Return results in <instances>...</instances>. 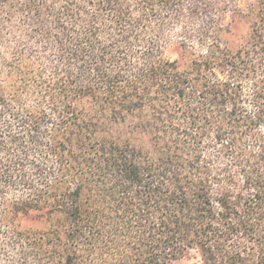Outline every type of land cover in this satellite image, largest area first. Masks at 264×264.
<instances>
[{
	"label": "trees",
	"instance_id": "1",
	"mask_svg": "<svg viewBox=\"0 0 264 264\" xmlns=\"http://www.w3.org/2000/svg\"><path fill=\"white\" fill-rule=\"evenodd\" d=\"M201 1L0 0V264H264V0Z\"/></svg>",
	"mask_w": 264,
	"mask_h": 264
},
{
	"label": "rangeland",
	"instance_id": "2",
	"mask_svg": "<svg viewBox=\"0 0 264 264\" xmlns=\"http://www.w3.org/2000/svg\"><path fill=\"white\" fill-rule=\"evenodd\" d=\"M217 1L219 2L218 9H223V8L226 9V12L224 13L225 16L223 17L222 20L224 29L219 34L220 41L224 46H226L230 50L236 51L238 48L245 45L250 32V23H248L246 20H240V19H237V21L235 20V23H231L233 20V14H232V6L230 2H232V0H228L226 2H224V0L223 1L216 0V2ZM233 2L241 7H243L245 4V0H233ZM186 3L187 4L192 3L197 6L198 9V13H197L198 17L196 18L197 21L202 17L204 18L205 12L204 9L202 8L203 4L201 0H188V1L185 0L184 4ZM229 25L232 26L231 29H226L228 28ZM179 35H180V27L175 28L174 30H172V32L168 34V37L170 39V46L166 50V55L170 59L177 58V56L172 52L171 48L177 45ZM38 227L43 229V226H38ZM178 264H192V261L183 259Z\"/></svg>",
	"mask_w": 264,
	"mask_h": 264
}]
</instances>
